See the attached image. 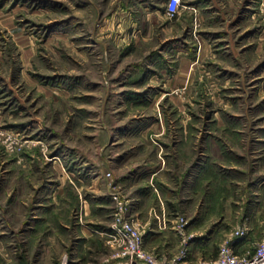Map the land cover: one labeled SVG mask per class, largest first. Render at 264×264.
<instances>
[{"label":"rangeland","instance_id":"374dc122","mask_svg":"<svg viewBox=\"0 0 264 264\" xmlns=\"http://www.w3.org/2000/svg\"><path fill=\"white\" fill-rule=\"evenodd\" d=\"M147 1L0 0V264H111L116 194L169 258L261 240L264 0Z\"/></svg>","mask_w":264,"mask_h":264},{"label":"built area","instance_id":"2783aa9c","mask_svg":"<svg viewBox=\"0 0 264 264\" xmlns=\"http://www.w3.org/2000/svg\"><path fill=\"white\" fill-rule=\"evenodd\" d=\"M182 0H167L165 12L174 17L179 12ZM118 210L110 242L117 251L112 255L111 264H264V234L253 251L237 252L236 247L249 232V227H239L228 239L220 244L218 255L211 259H200L190 262L186 250L169 258L165 253L148 250L145 245L144 233L139 223L127 215V205L116 194ZM185 222L180 218L175 228L183 230Z\"/></svg>","mask_w":264,"mask_h":264},{"label":"crops","instance_id":"0c3cea01","mask_svg":"<svg viewBox=\"0 0 264 264\" xmlns=\"http://www.w3.org/2000/svg\"><path fill=\"white\" fill-rule=\"evenodd\" d=\"M137 5L142 8L140 9V13H142L143 11L147 14L146 16H151L153 14L159 15V10L153 8L150 3L147 0H137ZM137 172L138 176L142 177H146V176H151L152 178L157 175L160 170L161 167L156 169V168H152L150 165L145 164V165H138L137 167H134L133 170L131 171L133 174H131V177H133V175L135 174L134 172ZM140 188V187H139ZM146 195H144V189L140 188L138 190H136V192H133L130 200L131 202L134 204V206L136 207V211L137 212H142V205H143V201ZM161 212H156L155 213V217L152 215L153 212L149 210V216H148V220L146 221L147 224V228H146V235H145V245L147 248L149 249H153L154 251H157L159 253H166V249L163 246H160V241L157 242L159 240V231L163 230L165 226H167L168 224H170V220H166V218L161 217V215L159 214H166L165 209L163 206H161ZM152 215V217H151ZM152 218H154L152 221ZM157 218V219H156ZM112 259V257H111ZM113 261V260H112Z\"/></svg>","mask_w":264,"mask_h":264}]
</instances>
